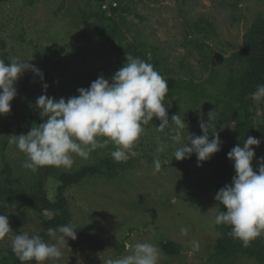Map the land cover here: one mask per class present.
<instances>
[{"label": "rangeland", "instance_id": "obj_1", "mask_svg": "<svg viewBox=\"0 0 264 264\" xmlns=\"http://www.w3.org/2000/svg\"><path fill=\"white\" fill-rule=\"evenodd\" d=\"M259 13L264 14V0H0V60L29 61L43 73L41 80L25 71L15 85L11 112L0 115V179L28 187L40 176L39 168L22 166L26 156L14 143L15 135L44 122L36 108L39 96L67 99L69 89L89 75L111 82L127 62V55L117 51L121 45H134L149 57L154 49L165 66L161 72L176 79L202 82L228 73L233 53L243 46L244 34ZM100 28L104 35L98 33ZM254 103L257 118L264 99ZM165 107L170 123L173 115L184 119L185 143L190 133L203 134L200 122H209L210 112L204 104L183 100L177 105L173 99L165 101ZM160 123L154 118L144 128L133 149L137 155L127 161L116 162L110 155L114 145L109 144L87 158L73 154L71 168L61 167L72 171L101 157L117 165L64 191L77 238L69 239L62 257L48 264H106L131 254L137 242L159 250L158 264H263L242 254L227 258L217 249L215 194L199 190L206 164L198 166L195 154L182 161L173 158L171 129L158 132ZM235 124L233 120L224 128ZM157 137L166 147L158 154L161 171L154 175ZM59 185L53 178L47 181L50 200L56 199ZM21 212L27 223L16 224ZM0 215L8 217L10 235L37 233L42 218L50 216L9 197L0 199ZM193 241L199 243L198 250H193ZM6 249H11L9 238L0 243V257Z\"/></svg>", "mask_w": 264, "mask_h": 264}, {"label": "clouds", "instance_id": "obj_2", "mask_svg": "<svg viewBox=\"0 0 264 264\" xmlns=\"http://www.w3.org/2000/svg\"><path fill=\"white\" fill-rule=\"evenodd\" d=\"M28 62L11 58L8 63L0 60V115L11 112V102L17 96L15 85L25 71L31 70L43 80L41 70ZM43 87L46 90L48 85L45 83ZM78 93L59 100L46 94L37 98L36 108L44 122L33 126L27 134L15 135L16 147L26 156L24 168L32 171L43 166L71 168L73 154L87 158L91 151L109 144L114 145L110 155L116 162L127 161L129 156L137 155L133 149L144 128L154 118L161 122L156 126L158 132L171 129L173 158L176 160L182 161L195 154L197 165L202 166L220 151L219 133L210 132L216 111L208 113L209 122L201 120L203 135L190 133L185 143L183 130L187 125L184 119L177 114L169 122L165 107L168 82L152 64L140 58L127 54V62L115 72L111 82L100 76L89 88L78 89ZM250 98L255 102L264 99V85H258ZM157 141L154 175L161 171L158 154L166 147L159 137ZM260 143L259 139L248 135L243 144L231 149L228 159L234 163L235 175L231 183L215 195L218 205L227 209L215 216V223L230 227L229 236L241 241L244 247L264 232V164L259 165L257 173L252 163L256 155L253 146ZM12 231L8 217L0 215V241L11 240L12 252L21 264L58 261L63 255L62 247L69 239L77 238L70 225L47 229L48 237L56 241L52 244L38 233L10 235ZM192 246L193 250L199 249L197 241H193ZM159 256V250L153 244L137 242L131 254L109 259L106 264H158Z\"/></svg>", "mask_w": 264, "mask_h": 264}, {"label": "trees", "instance_id": "obj_3", "mask_svg": "<svg viewBox=\"0 0 264 264\" xmlns=\"http://www.w3.org/2000/svg\"><path fill=\"white\" fill-rule=\"evenodd\" d=\"M102 17L105 19L104 16ZM98 33L104 35L105 29L100 28ZM117 51L140 58L154 66V69L168 82L169 93L166 101L175 99L178 105L181 101L187 100L191 105L204 104L205 110L216 111L210 132L217 131L222 144L220 151L205 161L207 173L199 186L201 192L216 195L221 188L231 183L235 169L234 163L228 159V153L233 147L243 144L248 135L261 142L259 146H253L256 154L252 162L253 169L258 173L259 165L264 164V159H262L264 158V105L260 106L261 115L254 118L258 107L250 98V94L256 91L258 85H264L263 13L258 14L257 19L245 32L243 46L233 53L231 59L233 67L228 73L211 76L202 82H196L193 78L176 79L162 73L165 66L162 58L154 49L152 57L139 52L134 45H128L127 48L125 45L118 46ZM97 78L99 77L96 75H89L80 80L77 85L69 89L68 97L79 95L78 89L89 88ZM220 79H223L222 82L217 83ZM212 86L218 87L217 91L210 90ZM233 120L236 124L225 129L224 125ZM201 135L203 134L199 136ZM116 167V163L108 157H101L94 163L83 164L72 171H65L61 167L43 166L39 168L40 176L36 184H31L28 187L8 185L0 179V199L9 197L20 206L32 207L41 214L48 212L50 216L42 218L37 233L47 243H50L52 238L48 237L47 229L71 224V212L64 191L68 187L79 185L86 178L106 174ZM49 178L55 179L60 184L54 201L47 197L46 184ZM217 206L219 212L227 210L226 207L218 205V202ZM15 219L16 224L27 223L24 212L18 213ZM218 230L220 237L217 249L222 250L227 258L242 254L253 257L256 261L264 264V232L252 240L248 247H244L241 241L229 236L230 227L218 225ZM0 264H21V262L12 249H6L1 254ZM30 264H35V261Z\"/></svg>", "mask_w": 264, "mask_h": 264}]
</instances>
